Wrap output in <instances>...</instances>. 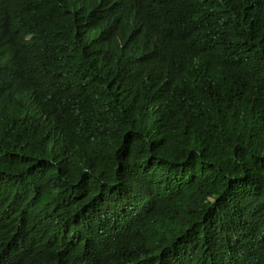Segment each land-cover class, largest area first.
<instances>
[{"label": "trees", "instance_id": "16d2710c", "mask_svg": "<svg viewBox=\"0 0 264 264\" xmlns=\"http://www.w3.org/2000/svg\"><path fill=\"white\" fill-rule=\"evenodd\" d=\"M0 264H264V0H0Z\"/></svg>", "mask_w": 264, "mask_h": 264}]
</instances>
